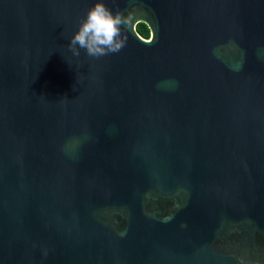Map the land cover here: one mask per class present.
<instances>
[{"label":"water","instance_id":"obj_1","mask_svg":"<svg viewBox=\"0 0 264 264\" xmlns=\"http://www.w3.org/2000/svg\"><path fill=\"white\" fill-rule=\"evenodd\" d=\"M96 2L0 0V264H264V0Z\"/></svg>","mask_w":264,"mask_h":264},{"label":"clouds","instance_id":"obj_2","mask_svg":"<svg viewBox=\"0 0 264 264\" xmlns=\"http://www.w3.org/2000/svg\"><path fill=\"white\" fill-rule=\"evenodd\" d=\"M129 19L120 12L114 13L103 0H97L80 23L78 30L71 36L69 50L77 57L83 50L92 58L119 53L126 45L122 29Z\"/></svg>","mask_w":264,"mask_h":264},{"label":"flooded vegetation","instance_id":"obj_3","mask_svg":"<svg viewBox=\"0 0 264 264\" xmlns=\"http://www.w3.org/2000/svg\"><path fill=\"white\" fill-rule=\"evenodd\" d=\"M141 10H161L150 6H142ZM197 10H220V0H198ZM140 28V36L145 40H150L153 37V31L146 23L138 24Z\"/></svg>","mask_w":264,"mask_h":264},{"label":"trees","instance_id":"obj_4","mask_svg":"<svg viewBox=\"0 0 264 264\" xmlns=\"http://www.w3.org/2000/svg\"><path fill=\"white\" fill-rule=\"evenodd\" d=\"M137 30L140 32V28L139 27H137Z\"/></svg>","mask_w":264,"mask_h":264}]
</instances>
